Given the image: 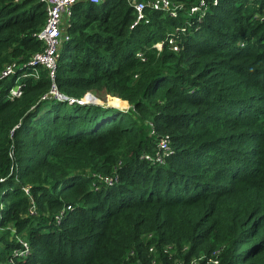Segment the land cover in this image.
<instances>
[{
    "label": "trees",
    "instance_id": "1",
    "mask_svg": "<svg viewBox=\"0 0 264 264\" xmlns=\"http://www.w3.org/2000/svg\"><path fill=\"white\" fill-rule=\"evenodd\" d=\"M171 1L176 16L147 8L134 27L127 0L74 2L52 81L29 62L44 1L0 0V264L17 234L14 264H215L217 248V264H264V0H205L201 18ZM175 27L177 51L153 47ZM53 83L117 107L41 99ZM159 137L170 152L151 163Z\"/></svg>",
    "mask_w": 264,
    "mask_h": 264
},
{
    "label": "built area",
    "instance_id": "2",
    "mask_svg": "<svg viewBox=\"0 0 264 264\" xmlns=\"http://www.w3.org/2000/svg\"><path fill=\"white\" fill-rule=\"evenodd\" d=\"M46 6V19L43 27L41 30L38 31L36 34L37 38L42 42V49L40 51L34 52L31 57L29 58V62L31 64H39L42 67L48 70V75L54 80L55 77V70L58 58V52L60 43L63 39V31L69 17L71 16V6L74 2L78 0H42ZM92 2H99L101 0H90ZM135 11V20L131 24V27H134L140 21L145 20L146 14L145 10L147 8L150 9H162L168 13L169 16H176L177 15V4L173 3L171 0H144V1H137V0H127ZM214 4L217 3V0H213ZM206 3L205 0H199V4L194 5L189 8L188 15H198L201 18L202 14L204 13ZM199 18V19H200ZM184 28L175 27L172 32H170L164 40L156 42L153 47L157 50H161L163 44H167L168 47L172 50L177 51L179 49V33L180 30ZM136 56L144 59L143 52H137ZM15 63L6 64L1 72V76H8L14 73ZM32 76L37 77V72L34 71ZM21 88L19 84L14 85L10 90L8 96L10 98L19 97L21 96ZM90 93H86L80 99H73L69 98L61 93L58 92L55 84H52L51 89L49 92L42 96L41 99H47L50 97L58 98L60 100H68L69 102H83L86 98H89ZM155 151L150 154L146 153L143 157L149 160L151 163H163L165 157L169 155L170 147L168 144L167 137H159L156 143ZM99 182H104L106 184H113L117 180L116 173L111 174H93ZM25 195L29 199V206L27 210L28 215H35L36 214V204L34 199L30 193V188L28 185H24L22 187ZM67 208H70L68 206ZM64 214V209H61L56 215L55 220L58 221ZM15 239L18 243V246L13 249L9 258L2 264H14V259H20L28 254L29 251V243L28 240L24 235H15ZM148 250L152 253L155 252V247L150 246ZM221 248H217L215 251L211 253V261L215 264L218 263V254L220 253ZM162 252L168 256V259H172L171 255L173 254V246L172 245H164L162 246ZM203 256L198 258H193L189 261V264H198V261L202 259ZM172 264H184L183 260L179 259H172ZM152 264H156L155 260L152 261Z\"/></svg>",
    "mask_w": 264,
    "mask_h": 264
},
{
    "label": "water",
    "instance_id": "3",
    "mask_svg": "<svg viewBox=\"0 0 264 264\" xmlns=\"http://www.w3.org/2000/svg\"><path fill=\"white\" fill-rule=\"evenodd\" d=\"M80 103V102H77ZM86 103H93V104H100V105H105V106H112V107H117L113 104L108 103V100H100L98 98H96L93 94H89V98H86L83 102H81L80 104H86Z\"/></svg>",
    "mask_w": 264,
    "mask_h": 264
},
{
    "label": "rangeland",
    "instance_id": "4",
    "mask_svg": "<svg viewBox=\"0 0 264 264\" xmlns=\"http://www.w3.org/2000/svg\"><path fill=\"white\" fill-rule=\"evenodd\" d=\"M113 102H111V104H112ZM128 105H127V107H125V108H120V109H123V110H127L128 109Z\"/></svg>",
    "mask_w": 264,
    "mask_h": 264
},
{
    "label": "crops",
    "instance_id": "5",
    "mask_svg": "<svg viewBox=\"0 0 264 264\" xmlns=\"http://www.w3.org/2000/svg\"><path fill=\"white\" fill-rule=\"evenodd\" d=\"M128 103V102H127ZM128 106H129V104H128Z\"/></svg>",
    "mask_w": 264,
    "mask_h": 264
},
{
    "label": "bare ground",
    "instance_id": "6",
    "mask_svg": "<svg viewBox=\"0 0 264 264\" xmlns=\"http://www.w3.org/2000/svg\"><path fill=\"white\" fill-rule=\"evenodd\" d=\"M110 104H111V102H110Z\"/></svg>",
    "mask_w": 264,
    "mask_h": 264
}]
</instances>
